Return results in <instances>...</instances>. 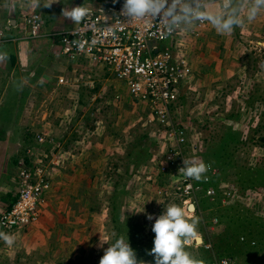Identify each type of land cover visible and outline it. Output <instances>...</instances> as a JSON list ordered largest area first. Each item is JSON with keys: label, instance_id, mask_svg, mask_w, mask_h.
Segmentation results:
<instances>
[{"label": "rangeland", "instance_id": "374dc122", "mask_svg": "<svg viewBox=\"0 0 264 264\" xmlns=\"http://www.w3.org/2000/svg\"><path fill=\"white\" fill-rule=\"evenodd\" d=\"M91 1L0 0V27L15 39L0 46V213L20 169L51 171L37 219L9 233L13 246L0 240V264H99L121 236L154 264L152 224L170 204H195L202 239L186 250L201 264H264V13L230 35L207 24L200 38L181 41L192 67L177 102L182 158L213 172L183 204L173 183L181 171L162 170L171 146L157 141L144 106L103 67L65 60L50 35L76 24L63 8ZM31 13L41 18L35 38Z\"/></svg>", "mask_w": 264, "mask_h": 264}, {"label": "built area", "instance_id": "2783aa9c", "mask_svg": "<svg viewBox=\"0 0 264 264\" xmlns=\"http://www.w3.org/2000/svg\"><path fill=\"white\" fill-rule=\"evenodd\" d=\"M123 2L92 0L84 5L91 10L89 17L50 35L58 40L60 54L65 60H85L101 66L113 79L126 86L132 99L147 111L145 123L154 131L157 141L164 147L171 146L164 155L166 165L162 170H180L184 160L181 147L187 135L185 125L179 121L177 102L181 87L188 82L192 71L180 45L186 38H200L207 23L195 25L190 32L177 30L165 35L158 21H133L122 16ZM24 19L28 26V38L39 37L40 16L31 13ZM14 41L7 34V28L0 27V46ZM0 56L6 57L1 51ZM5 59L0 58V66ZM50 172L49 167L43 164L23 167L18 171L15 200L0 213V231L13 233L27 228L37 219L44 195L50 188ZM212 176L213 172H208L201 181H196L185 177L181 171L173 183L179 184L176 187L178 195L183 198L182 203L185 204L201 187L209 184ZM206 193L214 194V189L209 187ZM217 264L233 262L228 257H222Z\"/></svg>", "mask_w": 264, "mask_h": 264}, {"label": "clouds", "instance_id": "9594fccd", "mask_svg": "<svg viewBox=\"0 0 264 264\" xmlns=\"http://www.w3.org/2000/svg\"><path fill=\"white\" fill-rule=\"evenodd\" d=\"M51 4L41 5L40 0H30V5L36 8H47ZM261 13H264V0H124L120 14L133 21H158L165 30V35H171L177 30L190 32L199 23L211 25L218 34L230 35L237 27L255 20ZM90 14V8L82 5L62 9V15L77 24ZM210 167L203 160L184 159L180 170L185 177L201 181ZM147 218L153 219L151 215ZM199 220L195 214V204H170L164 208L151 228L155 235L149 254L153 256L154 264H201L186 250V245L190 242L202 239L198 231ZM0 240L11 247L15 244L16 237L0 231ZM101 242V246L107 243ZM99 264L144 262L137 259L128 239L121 236L104 250Z\"/></svg>", "mask_w": 264, "mask_h": 264}, {"label": "trees", "instance_id": "16d2710c", "mask_svg": "<svg viewBox=\"0 0 264 264\" xmlns=\"http://www.w3.org/2000/svg\"><path fill=\"white\" fill-rule=\"evenodd\" d=\"M14 200H15V196H12L11 202L7 205V207H9Z\"/></svg>", "mask_w": 264, "mask_h": 264}, {"label": "crops", "instance_id": "0c3cea01", "mask_svg": "<svg viewBox=\"0 0 264 264\" xmlns=\"http://www.w3.org/2000/svg\"><path fill=\"white\" fill-rule=\"evenodd\" d=\"M8 29V28H7Z\"/></svg>", "mask_w": 264, "mask_h": 264}]
</instances>
